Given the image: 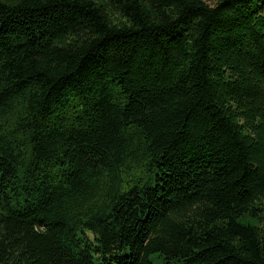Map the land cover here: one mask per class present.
<instances>
[{
    "label": "trees",
    "instance_id": "trees-1",
    "mask_svg": "<svg viewBox=\"0 0 264 264\" xmlns=\"http://www.w3.org/2000/svg\"><path fill=\"white\" fill-rule=\"evenodd\" d=\"M264 264V0H0V264Z\"/></svg>",
    "mask_w": 264,
    "mask_h": 264
},
{
    "label": "rangeland",
    "instance_id": "rangeland-1",
    "mask_svg": "<svg viewBox=\"0 0 264 264\" xmlns=\"http://www.w3.org/2000/svg\"><path fill=\"white\" fill-rule=\"evenodd\" d=\"M210 2H213L214 0H209ZM149 264H185L183 262H170L164 259V257L160 254H153L150 258Z\"/></svg>",
    "mask_w": 264,
    "mask_h": 264
}]
</instances>
